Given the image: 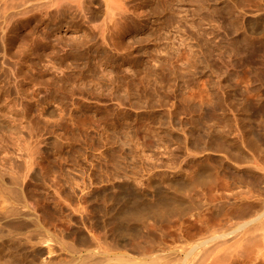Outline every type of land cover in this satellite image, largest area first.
<instances>
[{
    "label": "rangeland",
    "instance_id": "374dc122",
    "mask_svg": "<svg viewBox=\"0 0 264 264\" xmlns=\"http://www.w3.org/2000/svg\"><path fill=\"white\" fill-rule=\"evenodd\" d=\"M130 1L112 18L66 5L35 62L53 51L50 92V75L17 82L40 105L6 111L8 179L30 121L39 152L34 182L6 193L0 263L264 264V0Z\"/></svg>",
    "mask_w": 264,
    "mask_h": 264
},
{
    "label": "bare ground",
    "instance_id": "6f19581e",
    "mask_svg": "<svg viewBox=\"0 0 264 264\" xmlns=\"http://www.w3.org/2000/svg\"><path fill=\"white\" fill-rule=\"evenodd\" d=\"M88 1H90V0H0V256L2 255V253L4 251H6V250L3 251V245H4V240H5L4 231L6 230L4 227H5L6 220H8L7 219V215L10 214V213L6 214V211L8 210L9 206L7 207V209H5V206H7L6 193L9 190L10 191L12 190V192L15 191V192H18V193H22L32 183V181L34 182L35 177H36V173H37V171H36V162H35L36 159H37V158L35 159V157H36V155L38 156V154H35L37 152V150H38L36 148L37 147L36 146L37 138L39 136V135H37V132L39 134V131H40V129L37 128L38 124H36V122L30 121V123H29L30 124V126H29L30 130L28 131V135H27V137H28L27 138L28 139L27 140V146L26 145H24L25 147L23 146L24 149L27 147V149H25V152H28V156L23 157V155H20V157H22V158H21V160L19 159L21 168L23 167L24 171L26 173L23 174L22 177L20 176L19 178L8 179L7 173H6L7 172L6 168L8 167L6 165H9V163H8L9 159H8L7 154H8V151L10 150L8 148V145H9L8 144V134H9V132L15 133V134H17L18 132H15V131H13L11 129H8V128H11L12 125L10 127H8V126L6 127L5 126L6 123H7V119L12 118V116H10V118L6 117V115H7L6 111H8V108H12L13 110H16L17 113L16 112L15 113L17 114V116L19 114L23 118L25 116V113H24L25 109H28L31 106L40 105L38 100H33V101L30 100L31 98L29 99V95L26 92V90H23L22 86L18 85L17 82L19 80L21 81V83L24 82V81H28L27 84H31L33 87H37L38 86V82L36 81L37 77L42 76V74L50 75L52 77L53 74H51V73H53V70H55L54 65H53V60H54L53 51L49 52L47 55L44 56L45 58L48 57V60L46 59V61H44L42 63V66L40 65L41 69H38V68H36L35 62L36 61L38 62V60L41 59V55H40L39 51H40V49L42 47H45V46H48V45H50V47H51V44L52 43L54 44V42H55L53 40V38H52L53 31H55V29L57 27L56 24L54 23V20L58 19V18H61V19H64V21H67V19L69 17L68 16L69 13L71 11L73 12L74 6H73V10H69L68 8H66L67 7L66 5H70L72 2H73V4H71V5H74V2H75V8L78 9V12H80V14H81L82 10L86 9V5L88 4ZM97 1H99V0H97ZM128 1H130V0H128ZM131 1H133V0H131ZM142 1L139 3V6H142L143 4H145V2L147 0H142ZM91 2H92V0H91ZM166 2H168V1H166ZM198 2H199V0H198ZM224 2L225 1H222L223 5H224ZM123 3H124V0H101L102 6H101L100 3L96 2L94 4V7L92 9H90V11L93 10V11H95L97 13H100L99 10L101 9V7L102 8L104 7L102 9V11L104 10L105 12L110 13V16L111 15L115 16L117 14L118 15L119 14H124V13H126L128 11L127 10L128 8H126V6H125V4L127 5V3L126 2H125V4H123ZM168 3L163 4L165 6L164 11H166L167 13L169 11L173 10V9L170 10ZM175 3H177V2H175ZM175 3H172V4L176 5ZM202 3H204V2H202ZM225 3L227 4V2H225ZM170 4H171V2H170ZM226 4H225V6H226ZM64 6H65L66 9L63 8ZM159 6H161V5H159ZM50 7H54L55 8L54 12H47L48 11L47 8H50ZM86 10H88L87 12H90L88 8ZM147 10H149V9L146 8V11ZM43 11H46L45 14L43 13L44 16L41 14ZM49 11H51V10H49ZM164 11L162 10V12H164ZM83 12H84V10H83ZM113 16H111V18ZM120 16H124V15H120ZM19 17H21V18H19ZM121 20H123V19H121ZM41 22L44 23L43 31H40L39 27H38V24L41 23ZM145 24H146V22H145ZM147 24H149V23L147 22ZM101 29L103 30L102 25H101ZM101 29H99V30L101 31ZM24 30H25V32H23ZM100 33H102V31ZM122 56H123L125 61L129 57L128 55H125V54H123ZM24 68L27 69V72H26L27 74L25 72H23ZM33 71H37L36 74ZM116 78L118 80L119 79L120 80H124V79H122L124 77H119L118 75H117ZM53 82H54V78L52 77L51 79H49V81L47 83L48 84L47 85V92H50V88H49L50 86L49 85L53 84ZM120 82H118L119 86H120ZM132 83H133V81L130 82L129 84H132ZM122 84L123 83L121 82V86H122ZM137 84H138V82H137ZM51 87H52V85H51ZM34 92L36 93L37 89L34 90ZM91 94H93V91L90 88H86L82 84L79 87L76 86V85L75 86L73 85L72 90H70V96L71 97H73V96H75V97L77 96L78 97L77 100L75 98L76 101H78L79 98L84 97V95L89 96ZM66 97H67V95H66ZM125 98H127V96ZM7 101L9 102V104H7ZM119 103L121 104V107H122L123 102H118V104ZM118 106L119 105H117V107ZM44 107H45V109L47 108L48 110L51 109V106L48 105L47 103H44ZM13 127H15V126H13ZM13 127H12V129H14ZM16 128H15V130H16ZM9 135H12V134H9ZM25 139H23V140L25 141ZM39 139L40 138H38V140ZM21 149H22V147H21ZM20 157H12V158L13 159L14 158L17 159V158H20ZM15 160L13 161V165L17 168V166L19 165V162L16 161L18 163V165H17V164L14 163ZM6 161H7V164H6ZM11 165H12V163H11ZM19 167H18L17 170L21 171L22 169L19 168ZM10 168L13 169L14 167L12 166ZM16 168H14V169H16ZM12 172H13V170H12ZM12 172L10 174H13ZM14 172H17V171L14 170ZM21 173H23V170L21 171ZM21 173L17 172L16 176L21 175ZM23 177L27 178V181H25V179H23ZM13 197L11 198V200L19 198L21 196L15 197L14 199H13ZM8 199L10 200V198H8ZM23 200H24V198H23ZM25 200H26V198H25ZM8 204L10 206L12 205V203H8ZM15 204H17V202ZM27 204H28V202H27ZM13 205H14V203H13ZM17 205H20V204H17ZM21 205H23V204H21ZM28 206H29V204H28ZM13 207H11V208L9 207L11 209V211H12ZM24 207H26V204H25ZM138 209H139V207H138ZM15 211H18V208H15ZM15 211H12V212H15ZM19 211H20V209H19ZM21 212H19V213H21ZM123 213H125V212H123ZM141 213H142L141 211L140 212L136 211V213H135V211L129 212V214H127L125 216V219H131V217L134 218V217H137V216L139 217V215ZM11 214H14V213H11ZM9 216H12V215H9ZM125 219H123V218H121L119 216L118 223L119 224H121L123 222L126 223L127 221ZM259 224H261V223H259V221H258V225H256V226L260 227ZM253 226H251V227L254 228ZM260 228L262 229L263 227H260ZM250 230L252 231V229H250ZM262 235H263V233H262ZM252 238H254V236ZM263 240H264V238H263ZM254 241H257V240L254 239ZM251 242L249 244H251ZM253 243H255V242H252V244ZM258 245H260V244H258ZM256 246H255V248L258 247V246L257 247ZM228 249H231V248L229 247ZM260 249L261 248H259V249L257 248V250H259V251H260ZM4 253H6V252H4ZM207 255H210V254L208 253ZM204 256L207 257V258L209 257V256H206L205 254H204ZM213 258L214 257H212V259ZM0 259H1V257H0ZM2 259H4V258H2ZM209 260H211V258H209ZM219 262H221V261L217 260V263H219ZM217 263L214 262V264H217ZM221 263H219V264H221Z\"/></svg>",
    "mask_w": 264,
    "mask_h": 264
}]
</instances>
